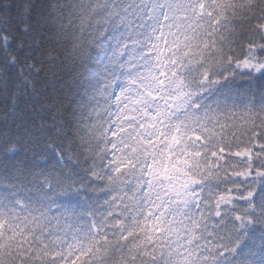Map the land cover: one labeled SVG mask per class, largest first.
<instances>
[{"label": "snow or ice", "instance_id": "6c2138e0", "mask_svg": "<svg viewBox=\"0 0 264 264\" xmlns=\"http://www.w3.org/2000/svg\"><path fill=\"white\" fill-rule=\"evenodd\" d=\"M0 102V264H264V0H0Z\"/></svg>", "mask_w": 264, "mask_h": 264}, {"label": "trees", "instance_id": "16d2710c", "mask_svg": "<svg viewBox=\"0 0 264 264\" xmlns=\"http://www.w3.org/2000/svg\"><path fill=\"white\" fill-rule=\"evenodd\" d=\"M68 77L67 76H65V79H67ZM0 104H2V102H0ZM262 142H264V141H262ZM236 149H233V151H235ZM254 151H259V146L257 145V147L254 149ZM243 158H237V157H233L232 159H231V163H234V164H237L240 168H243V164L241 163V160H242ZM256 167H259V164L257 163L256 165H255Z\"/></svg>", "mask_w": 264, "mask_h": 264}]
</instances>
